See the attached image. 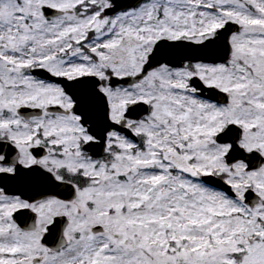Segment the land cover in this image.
<instances>
[{
  "label": "snow or ice",
  "instance_id": "1",
  "mask_svg": "<svg viewBox=\"0 0 264 264\" xmlns=\"http://www.w3.org/2000/svg\"><path fill=\"white\" fill-rule=\"evenodd\" d=\"M0 264H264V0H0Z\"/></svg>",
  "mask_w": 264,
  "mask_h": 264
}]
</instances>
